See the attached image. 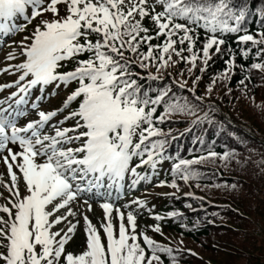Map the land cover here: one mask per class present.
Wrapping results in <instances>:
<instances>
[{
  "label": "snow or ice",
  "instance_id": "6c2138e0",
  "mask_svg": "<svg viewBox=\"0 0 264 264\" xmlns=\"http://www.w3.org/2000/svg\"><path fill=\"white\" fill-rule=\"evenodd\" d=\"M259 14L264 26V9ZM248 15L247 0H0V34L23 31L18 17L29 24L39 18L21 41L23 60L0 68V75L18 74L0 83V93L8 91L0 99V162L9 178L5 183L0 177V185L10 193L0 204V264H165L161 254L176 264L172 248L137 232V210L125 211L145 203L117 206L111 196L113 188H124L126 177L132 178L130 188L147 180L138 169H155L165 158L166 140L153 139L164 135L157 124L176 113L195 114V106L176 99L171 88L149 95L140 82L145 78L133 68L158 73L183 62L195 76L193 94L202 79L195 72H206L214 56H228L223 79L236 67L244 71L236 56L246 60L253 49L261 62L251 68L264 71V31L250 33ZM229 34H236L238 53L227 44ZM71 62L74 67L63 71ZM147 79L160 77L149 72ZM177 83L188 85L186 79ZM73 84L60 107H44L61 86ZM214 84L215 79L208 93ZM30 114L35 118L21 121ZM231 155L209 151L206 157L180 159L173 172L188 182L201 175L193 165ZM171 186L177 187L175 181ZM93 196L109 198L100 204L99 227L87 215ZM81 218L85 247L67 251ZM64 224L66 230L59 227ZM152 231L161 228L157 224Z\"/></svg>",
  "mask_w": 264,
  "mask_h": 264
},
{
  "label": "trees",
  "instance_id": "16d2710c",
  "mask_svg": "<svg viewBox=\"0 0 264 264\" xmlns=\"http://www.w3.org/2000/svg\"><path fill=\"white\" fill-rule=\"evenodd\" d=\"M247 3L249 15L245 27L253 34L264 31L259 14L264 9V0ZM60 7L63 15L64 8ZM145 24L151 27L147 20ZM200 32L203 40V30ZM235 35L227 36V44L238 53ZM254 53L255 49L246 60L236 56L237 65H243L245 70L234 68L229 79L221 77L227 54L214 56L206 72H195L202 79L194 94L189 88L195 76L189 75L183 62L158 73L155 68H133L145 78L140 82L149 95L155 97L159 90L171 88L176 99L183 103L184 98L195 106V114L176 113L163 124H157L164 135L153 139L166 140L165 158L155 169L148 166L155 173L151 186L159 184L170 190L169 194L149 200L150 209L142 218L188 242L180 245L157 241L173 249L176 264H264V71L251 68L252 63L261 62ZM73 67L74 62L67 63L62 70ZM149 72L160 79H147ZM185 79L188 85L181 88L177 81ZM214 79L213 90L208 93L206 89ZM162 110L158 106V114ZM198 118L199 122L193 123ZM209 151L220 156L225 152L232 155L227 161L216 157L193 165L201 175L188 182L173 172L180 159L206 157ZM173 181L177 187L171 186ZM156 216L162 219L156 220ZM152 236L158 239V235ZM161 256L165 264H172V257Z\"/></svg>",
  "mask_w": 264,
  "mask_h": 264
},
{
  "label": "rangeland",
  "instance_id": "374dc122",
  "mask_svg": "<svg viewBox=\"0 0 264 264\" xmlns=\"http://www.w3.org/2000/svg\"><path fill=\"white\" fill-rule=\"evenodd\" d=\"M18 22H23L24 18L23 17H18L17 19ZM26 22V21H24ZM25 37H27L26 35H12L11 33L8 35H3L0 34V68L6 67L9 64L11 65H15L18 62H21L23 60V57H21L19 55L20 53V44L21 41L25 39ZM15 53L16 54V59L15 60H8L7 57L9 54ZM18 74L16 75H9L7 73L0 75V83H10L13 80H15L17 78ZM10 91V90H9ZM57 94H55L54 96L56 97H51L50 100L46 101V104L44 105V107H46L47 109H52V108H57V106H61L62 102L64 101V99L66 98V96L70 93V91H67L64 88H60L59 90H56ZM8 94V91H5L4 93H0V99H3L6 95ZM35 118L34 114H30V116L28 117H22L20 118L21 121L25 120V119H32ZM60 117H57V119H59ZM146 158V157H145ZM147 165H145L142 169H138V171L140 172L141 175H146L148 177L147 174L151 175V178L149 179L150 181H155L152 179H155L154 175L155 173L152 172V174H150V171L147 170V174H145L144 171H142L143 169H145ZM6 166L3 165L2 162H0V177H2L5 181V183L9 182V178L6 176ZM157 174L158 173L157 171ZM149 181V182H150ZM148 182L145 181H141L139 184H137L134 188H130L125 187L123 190L125 192L126 189H128V193L130 192V190H135L136 192L139 191L138 193L135 194V196L132 195H126L123 193V195H125V199L121 198L119 199V195L118 193L116 194V200H112L117 206L120 205H125V204H131L132 201L135 200H139V201H143L145 203L144 207H139L136 204H132L131 208L126 209L125 211L128 210H137L138 215H137V224H138V228H137V232L140 231H144L145 233L146 228L149 229L150 231L147 232L149 234V236L152 238V234L153 235H158V239L161 241H171V242H175L177 244L180 245H184L186 243H188L187 241L183 240L178 234H174L172 232L169 231H163L161 230V233H155L154 231H152V226L157 225V224H153L152 222H145L142 221L140 219V216L145 213L147 210L150 209V204L148 203L149 200L153 199L154 197H156L157 195H163L166 192H169V187L166 186H151L154 184V182L147 184ZM21 190H23V185H21ZM0 193H3L2 196H0V204H4L7 201L4 199V197H8L10 196V193L7 191V188H5L3 185H0ZM112 196H114V192L112 191ZM106 200H101V201H89L92 204V211L91 212H87V215L89 216V218L92 220L93 224H96L97 227H99V222L104 218V213L103 210L100 207V204L105 202ZM147 201V202H145ZM81 212H84L85 209L82 206V201H81ZM72 219V218H69ZM59 227H64L66 230L67 225H61ZM84 228V224H83V220L81 218L80 221V225L77 227V231L76 233L73 235L72 239L69 241L68 245H66V250L67 251H71V252H75V253H79L81 251H83L84 247H85V240H86V234L83 231ZM146 233V234H147ZM152 233V234H151ZM103 235V233H101ZM147 234V235H148ZM153 239V238H152Z\"/></svg>",
  "mask_w": 264,
  "mask_h": 264
}]
</instances>
